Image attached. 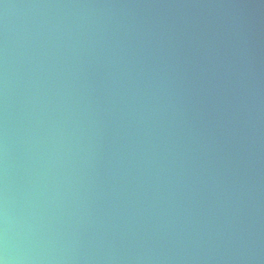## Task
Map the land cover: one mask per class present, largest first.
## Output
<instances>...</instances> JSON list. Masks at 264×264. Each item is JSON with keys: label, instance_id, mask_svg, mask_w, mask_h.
<instances>
[{"label": "clouds", "instance_id": "1", "mask_svg": "<svg viewBox=\"0 0 264 264\" xmlns=\"http://www.w3.org/2000/svg\"><path fill=\"white\" fill-rule=\"evenodd\" d=\"M0 5V264H264L245 21ZM10 8L36 11L10 32Z\"/></svg>", "mask_w": 264, "mask_h": 264}, {"label": "water", "instance_id": "2", "mask_svg": "<svg viewBox=\"0 0 264 264\" xmlns=\"http://www.w3.org/2000/svg\"><path fill=\"white\" fill-rule=\"evenodd\" d=\"M40 0H4L7 4H27ZM47 2H69V0H47ZM72 2H104V0H72ZM117 3H142L172 5L135 9L141 13L164 14L168 16H187L193 19L225 20L239 18L252 30L257 45L261 67L264 68V3L262 0H111ZM0 5V15L3 13ZM32 9H8L10 32L15 30L25 14L34 13ZM261 238L264 242V216L261 218Z\"/></svg>", "mask_w": 264, "mask_h": 264}]
</instances>
